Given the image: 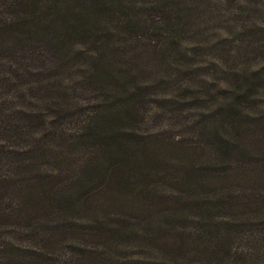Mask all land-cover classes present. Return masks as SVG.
Returning <instances> with one entry per match:
<instances>
[{
	"label": "trees",
	"instance_id": "obj_1",
	"mask_svg": "<svg viewBox=\"0 0 264 264\" xmlns=\"http://www.w3.org/2000/svg\"><path fill=\"white\" fill-rule=\"evenodd\" d=\"M252 20L264 0H0V264H115L140 242L121 264H254L233 242L264 232V65H229ZM149 104L200 110L190 136L144 133ZM160 179L200 195H151ZM111 189L138 194L116 222L73 224Z\"/></svg>",
	"mask_w": 264,
	"mask_h": 264
},
{
	"label": "rangeland",
	"instance_id": "obj_2",
	"mask_svg": "<svg viewBox=\"0 0 264 264\" xmlns=\"http://www.w3.org/2000/svg\"><path fill=\"white\" fill-rule=\"evenodd\" d=\"M256 23V25L252 27H248V34L244 36V39L241 43L246 48V53L240 54L241 60L239 62V58L232 61L230 65L231 68H234L237 72H240L243 68L248 67L250 65L253 69H257L260 65H264V31H261V27L263 24L258 23L259 20H252L250 23ZM243 34V33H242ZM209 33V36H212ZM232 37V36H229ZM228 37V39H229ZM242 37V36H241ZM219 39V38H218ZM223 40L222 38H220ZM231 41V39L229 40ZM226 44V43H225ZM189 44L187 45V49L189 48ZM206 48V49H205ZM205 53H208V46H205ZM254 49V51H253ZM189 50V49H188ZM193 52V51H192ZM261 57V58H260ZM201 59L206 61L203 66L200 67L201 73L209 72V73H216V70L213 66L210 65L211 58L210 56L203 55ZM248 60L250 64L244 65L243 62ZM236 61V62H235ZM75 69V68H74ZM200 70L197 74H200ZM216 75V74H215ZM193 88H197V84L193 85ZM264 95V91H262ZM176 94H178L176 92ZM179 95V94H178ZM157 99L153 97L152 100L154 101ZM259 102H263V99H258ZM181 104L175 105L172 107L171 105L164 106V111L158 113L155 111L156 105H148L144 112L141 114L144 121L140 122L139 128L143 130L144 133H164L166 135H173L174 133H179L184 136H190L192 130L191 127L188 125L191 121L195 119L196 116L199 115L198 109H190L186 106L180 107ZM262 108L263 106H259ZM262 110V109H261ZM169 147V155L171 158H184L186 160H190L193 155L191 150H186L184 146H173ZM173 149V153L170 151ZM176 173V171L172 172V174ZM150 188L153 189L151 195H192L194 192H190L188 187L184 185H178L175 182L169 183L166 180H153L150 184ZM135 195H138L136 192L131 190L126 191H118L116 189H111V192H107L104 195H94L88 201L87 207L93 206L96 203H101L103 205L101 212V216H93L92 214L82 212L78 214H74L73 218L76 222L73 224L77 225L79 228L86 230L90 228H99L100 226H108L112 223L116 222V218L110 214L118 213L127 210L125 205L127 198L135 199ZM194 195H200V191ZM169 207V204L166 205H158L155 210L162 211ZM219 212V211H218ZM222 214H230L232 212L229 211H222L219 212ZM189 214L194 217L190 218L187 222H180V226H185V228L189 232H195L196 229H199V220L196 217L199 216L198 212L196 211H189ZM250 225V223H248ZM241 227L236 230L238 231V235L234 238L233 246L238 247V249L242 252V255L252 256V261L254 264H264V232L257 231L256 227ZM60 240H63V245H67L70 242L64 243V237L66 238H73L74 235L68 234L66 236H60ZM241 237H244L241 238ZM255 237V239H254ZM91 244L96 243H104L106 240V236H98L96 238L88 239ZM62 243V242H61ZM60 244V243H59ZM146 247L144 243L140 242L137 243L135 247L129 248H121L118 252V256H113L112 260L115 264L123 263L122 257L125 256H132L135 255V252L145 251ZM127 253V254H126ZM192 264H198L193 262ZM207 264V263H205Z\"/></svg>",
	"mask_w": 264,
	"mask_h": 264
}]
</instances>
